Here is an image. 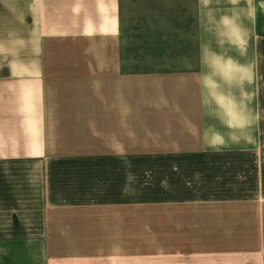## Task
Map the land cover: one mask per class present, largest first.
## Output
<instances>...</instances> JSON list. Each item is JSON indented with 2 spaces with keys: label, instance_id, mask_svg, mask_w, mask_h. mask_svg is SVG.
I'll use <instances>...</instances> for the list:
<instances>
[{
  "label": "crops",
  "instance_id": "1",
  "mask_svg": "<svg viewBox=\"0 0 264 264\" xmlns=\"http://www.w3.org/2000/svg\"><path fill=\"white\" fill-rule=\"evenodd\" d=\"M0 264H264L259 0H0Z\"/></svg>",
  "mask_w": 264,
  "mask_h": 264
},
{
  "label": "rangeland",
  "instance_id": "2",
  "mask_svg": "<svg viewBox=\"0 0 264 264\" xmlns=\"http://www.w3.org/2000/svg\"><path fill=\"white\" fill-rule=\"evenodd\" d=\"M259 4L264 6V0H259Z\"/></svg>",
  "mask_w": 264,
  "mask_h": 264
}]
</instances>
